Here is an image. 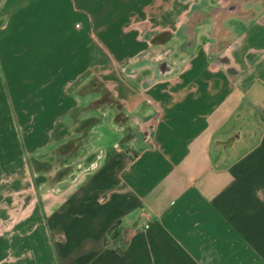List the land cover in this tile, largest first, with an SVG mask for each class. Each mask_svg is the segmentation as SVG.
<instances>
[{
  "label": "crops",
  "instance_id": "obj_1",
  "mask_svg": "<svg viewBox=\"0 0 264 264\" xmlns=\"http://www.w3.org/2000/svg\"><path fill=\"white\" fill-rule=\"evenodd\" d=\"M0 46V264H264V0H0Z\"/></svg>",
  "mask_w": 264,
  "mask_h": 264
},
{
  "label": "water",
  "instance_id": "obj_2",
  "mask_svg": "<svg viewBox=\"0 0 264 264\" xmlns=\"http://www.w3.org/2000/svg\"><path fill=\"white\" fill-rule=\"evenodd\" d=\"M240 133L237 132L227 138H225L224 140L221 141H216V145H221L223 149H227L230 148L232 146V144L234 143V141L239 137Z\"/></svg>",
  "mask_w": 264,
  "mask_h": 264
},
{
  "label": "rangeland",
  "instance_id": "obj_3",
  "mask_svg": "<svg viewBox=\"0 0 264 264\" xmlns=\"http://www.w3.org/2000/svg\"><path fill=\"white\" fill-rule=\"evenodd\" d=\"M4 54H8V46H0V55H4ZM23 208L24 206L22 207L18 215L20 214L21 216V214H26V209L28 210V207L26 206V209Z\"/></svg>",
  "mask_w": 264,
  "mask_h": 264
},
{
  "label": "built area",
  "instance_id": "obj_4",
  "mask_svg": "<svg viewBox=\"0 0 264 264\" xmlns=\"http://www.w3.org/2000/svg\"><path fill=\"white\" fill-rule=\"evenodd\" d=\"M144 227H145V228H148V227H149V225H145Z\"/></svg>",
  "mask_w": 264,
  "mask_h": 264
}]
</instances>
